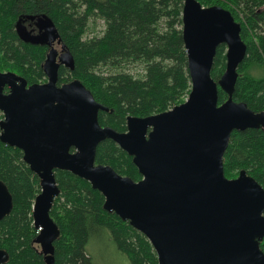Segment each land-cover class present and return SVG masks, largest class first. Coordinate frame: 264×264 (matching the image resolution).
Masks as SVG:
<instances>
[{
  "label": "water",
  "instance_id": "obj_1",
  "mask_svg": "<svg viewBox=\"0 0 264 264\" xmlns=\"http://www.w3.org/2000/svg\"><path fill=\"white\" fill-rule=\"evenodd\" d=\"M241 32L229 10L184 0L182 35L191 92L167 112L128 117L124 133L100 125L99 113L109 109L80 80L58 84L61 63L73 69L74 62L66 52L59 63L52 44L44 64L47 82L29 85L16 73L0 71V140L21 150L40 180L33 219L46 264H54L60 236L51 217L60 195L56 171L70 172L99 191L104 210L142 233L158 264H264V188L245 170L234 179L224 170L233 132L264 130V112L233 98L248 49ZM223 45L226 69L215 81L214 60ZM219 88L228 96L222 104ZM106 140L133 158L140 181L96 163L97 149ZM12 207L0 181V221ZM8 259L0 249V264Z\"/></svg>",
  "mask_w": 264,
  "mask_h": 264
},
{
  "label": "trees",
  "instance_id": "obj_2",
  "mask_svg": "<svg viewBox=\"0 0 264 264\" xmlns=\"http://www.w3.org/2000/svg\"><path fill=\"white\" fill-rule=\"evenodd\" d=\"M198 1L203 7L229 10L241 24L248 49L233 98L264 112V0ZM183 6L184 0H0V71L16 73L29 85L47 82L44 64L52 33L74 62L73 69L61 63L58 84L80 80L109 109L99 113L100 125L124 133L128 117L167 112L183 104L191 92ZM98 23L99 34L91 35ZM226 51L224 45L217 50L215 81L225 73ZM227 99L219 88V104ZM96 163L134 181L142 179L133 158L112 140L99 145ZM224 170L229 179L245 170L264 188L263 129L233 132ZM56 180L60 195L51 217L60 236L54 264H94L87 245L103 232L130 264H158L147 238L105 211L104 196L89 182L66 171H56ZM0 181L13 200L10 215L0 221V249L9 257L6 264H46L33 219L40 180L23 161V152L1 140ZM261 250L264 253V240Z\"/></svg>",
  "mask_w": 264,
  "mask_h": 264
},
{
  "label": "rangeland",
  "instance_id": "obj_3",
  "mask_svg": "<svg viewBox=\"0 0 264 264\" xmlns=\"http://www.w3.org/2000/svg\"><path fill=\"white\" fill-rule=\"evenodd\" d=\"M101 28L102 24L98 23L97 32L93 31L91 35L99 34ZM51 43L58 52V62L61 63L67 53L62 43L55 36H51ZM87 252L92 257L94 264H130L128 258L116 249L107 232L93 238L87 245Z\"/></svg>",
  "mask_w": 264,
  "mask_h": 264
}]
</instances>
